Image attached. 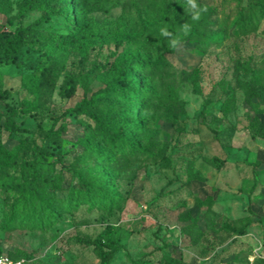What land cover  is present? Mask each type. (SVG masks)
Segmentation results:
<instances>
[{
  "label": "rangeland",
  "instance_id": "1",
  "mask_svg": "<svg viewBox=\"0 0 264 264\" xmlns=\"http://www.w3.org/2000/svg\"><path fill=\"white\" fill-rule=\"evenodd\" d=\"M23 1L0 0V25L6 33L14 32L21 23L29 25L41 18V12L32 11L22 21L19 5ZM196 3L218 8L214 17L216 30L221 28V10L230 12L235 6V0H196ZM145 8L146 0H124L123 5L110 13L93 15L105 26L107 35L92 42L90 60L84 66L79 65L78 52L64 56L65 65L56 67L60 73L56 75L54 90L32 91L24 86L25 78L49 66L50 55L46 52L50 47L30 44L21 50L17 65L0 66V110L10 115L11 108H16L15 123L29 130L18 135L3 128L0 148L6 145L16 149L30 136L48 153L64 154L66 163L74 162V157L82 152L74 142L84 133L85 124L92 122L71 111L80 106L85 93L91 97L104 88L106 78L102 68L115 60L119 41L141 30ZM64 21L63 17L55 19L44 24L42 30L63 29ZM227 31L224 42L214 45L203 58L184 47L170 57L177 72L199 66L202 82L201 95L194 94L189 84L181 86L179 94L186 111L178 116L179 131L165 125L168 137L173 139L169 152L173 157L171 168L137 166L134 168L137 178L132 185L128 177L131 173L124 174L117 183L130 190L129 201L112 219L82 208L49 231L6 232L0 217L2 255L12 258L14 250L22 249L34 254L31 260L23 259L25 264H99L91 247L84 246L79 239H95L111 223L120 226L123 245L112 264H132L131 260L144 256L159 261L166 254L181 259L183 264H264V222L259 221L264 218V140L253 134L254 127L264 121V92L257 84L255 90L260 95L248 98L244 83L256 84L255 79L240 72L237 66L239 62H248L256 73L264 70V22L256 32L241 34L232 20ZM135 48L136 45L128 43L119 50ZM66 72L80 78L72 99L60 95ZM220 82L228 83L236 95L235 107L229 114L224 112L229 96ZM56 118L59 121L55 129L63 123L69 125L66 138L71 142L58 144L46 136ZM21 157L20 151L19 162ZM214 157L224 160L221 170L209 164L208 160ZM90 168L95 171L97 167L91 163ZM190 172L200 173L205 182L195 183L194 188L189 186ZM208 195L216 200L215 215L203 238L193 244L182 234L186 225L182 218L188 212H197V196ZM59 196L65 197L66 193ZM248 220L252 223L244 235H232L222 228L226 221L242 227Z\"/></svg>",
  "mask_w": 264,
  "mask_h": 264
},
{
  "label": "trees",
  "instance_id": "2",
  "mask_svg": "<svg viewBox=\"0 0 264 264\" xmlns=\"http://www.w3.org/2000/svg\"><path fill=\"white\" fill-rule=\"evenodd\" d=\"M123 3L124 0H24L19 5L22 21L32 11L41 12L42 16L32 24L21 23L12 33H6L4 26L0 25V66L17 65L21 50L30 44L50 47L46 52L50 55L49 66L39 74L25 78L24 86L32 91L54 90L56 75L60 73L56 67L65 65L64 56L78 52L81 56L79 65L84 66L90 60L92 42L107 35L105 26L93 19V15L110 13ZM198 5L206 10L198 21H193L189 14L191 6L184 0H146L141 30L119 41L115 60L102 68L103 78H106L104 88L91 97L85 93L80 106L71 111V114L87 117L92 122L85 124L84 133L74 142L82 150L74 157V162L66 163L64 154L48 153L39 141L30 136H26L16 149L1 146L0 217L4 231H49L68 216H75L82 208L112 219L124 210L129 201L130 190H124L117 183L124 174L131 173L128 177L132 185L137 178L134 170L137 166L172 167L173 157L169 152L173 139L168 137L165 125L179 131L176 128L178 116L186 111V104L179 94L181 86L189 84L194 94L201 95L202 82L199 66L191 71L177 72L170 57L184 47L203 58L214 45L224 42L232 20H235L241 34L256 32L264 22V0H235L230 12L221 10L223 19L221 28L217 30L214 17L219 13L218 8ZM60 17L65 20V28L42 30L44 24ZM184 23L191 25L186 36L180 31ZM165 27L173 34L182 35V43L177 49L170 48L168 39L161 35L160 30ZM128 43L136 45V48L119 50ZM237 66L240 72L255 79L256 84L244 83L248 98L260 95L255 90L257 84L264 92V70L256 73L248 62H239ZM79 80L73 72H66L60 86L61 97L74 98ZM220 87L229 96L224 104V112L229 114L235 107L236 95L228 83L220 82ZM10 112L7 115L0 110V131L4 128L12 134L29 133L15 123L17 109L13 107ZM58 119L46 136L58 144L71 142L66 138L68 124L63 123L55 129ZM253 134L264 140V121L254 127ZM29 156L31 159L27 158ZM208 162L218 170L225 165L224 160L218 157ZM91 163L96 165L95 171L91 170ZM204 182L200 173L190 172L189 186L194 188L195 183ZM59 193H66V196L61 197ZM215 204L216 200L211 195L205 198L197 196V212H188L182 218L186 223L182 234L193 244L203 238L212 223ZM259 221L264 222V218ZM251 223L248 220L242 227H236L226 221L222 228L232 235H244ZM121 232L120 226L108 223L95 239H79V242L91 247L99 264H112L123 249ZM11 255L15 261L34 257L33 253L22 249L14 250ZM131 263L183 264L181 259L170 254L159 261L144 256L131 260Z\"/></svg>",
  "mask_w": 264,
  "mask_h": 264
},
{
  "label": "clouds",
  "instance_id": "3",
  "mask_svg": "<svg viewBox=\"0 0 264 264\" xmlns=\"http://www.w3.org/2000/svg\"><path fill=\"white\" fill-rule=\"evenodd\" d=\"M187 5H191V9H189V14L193 21H198L200 19L201 13L206 9L201 8L197 3L196 0H186ZM192 9H197L193 11ZM180 31L183 35H187L191 31V25L189 23H184L181 25ZM161 35L166 37L169 42V47L172 49H177L180 44L182 43L181 37L179 34H173L170 32L166 27L161 28L160 30Z\"/></svg>",
  "mask_w": 264,
  "mask_h": 264
},
{
  "label": "built area",
  "instance_id": "4",
  "mask_svg": "<svg viewBox=\"0 0 264 264\" xmlns=\"http://www.w3.org/2000/svg\"><path fill=\"white\" fill-rule=\"evenodd\" d=\"M0 264H25V261L24 260L15 261L8 256L1 255Z\"/></svg>",
  "mask_w": 264,
  "mask_h": 264
}]
</instances>
